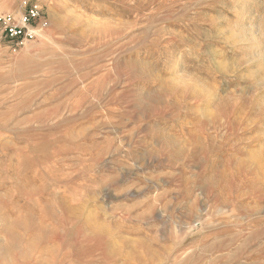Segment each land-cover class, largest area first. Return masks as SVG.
Listing matches in <instances>:
<instances>
[{"label": "rangeland", "instance_id": "obj_1", "mask_svg": "<svg viewBox=\"0 0 264 264\" xmlns=\"http://www.w3.org/2000/svg\"><path fill=\"white\" fill-rule=\"evenodd\" d=\"M237 2V3H236ZM0 264H264V0H0Z\"/></svg>", "mask_w": 264, "mask_h": 264}, {"label": "built area", "instance_id": "obj_2", "mask_svg": "<svg viewBox=\"0 0 264 264\" xmlns=\"http://www.w3.org/2000/svg\"><path fill=\"white\" fill-rule=\"evenodd\" d=\"M42 13L39 4L31 3L22 12L0 15L3 36L15 45L33 41L40 33L36 24L41 20Z\"/></svg>", "mask_w": 264, "mask_h": 264}, {"label": "bare ground", "instance_id": "obj_3", "mask_svg": "<svg viewBox=\"0 0 264 264\" xmlns=\"http://www.w3.org/2000/svg\"><path fill=\"white\" fill-rule=\"evenodd\" d=\"M239 1V0H238ZM241 1V0H240ZM237 3V2H236Z\"/></svg>", "mask_w": 264, "mask_h": 264}]
</instances>
